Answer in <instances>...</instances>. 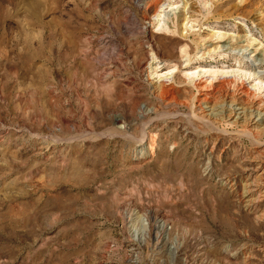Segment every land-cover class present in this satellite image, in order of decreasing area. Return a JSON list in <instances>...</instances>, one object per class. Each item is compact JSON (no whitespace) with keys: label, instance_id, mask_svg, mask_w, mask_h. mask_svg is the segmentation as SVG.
I'll use <instances>...</instances> for the list:
<instances>
[{"label":"rangeland","instance_id":"obj_1","mask_svg":"<svg viewBox=\"0 0 264 264\" xmlns=\"http://www.w3.org/2000/svg\"><path fill=\"white\" fill-rule=\"evenodd\" d=\"M221 89L264 107V0H0V264H264Z\"/></svg>","mask_w":264,"mask_h":264},{"label":"bare ground","instance_id":"obj_2","mask_svg":"<svg viewBox=\"0 0 264 264\" xmlns=\"http://www.w3.org/2000/svg\"><path fill=\"white\" fill-rule=\"evenodd\" d=\"M144 1L147 7L149 6L158 7V5L160 4V0H144ZM162 87L163 86L159 84L154 88V92L162 94L163 93ZM206 104L209 105L208 109L202 112V117L200 118L210 123V125L216 123L227 124V122H230V120H232L230 123H232V125L234 124L235 126L236 125L239 126L240 128L239 132L244 133V135H248L250 137H254L256 133L259 134V132L264 131V127H262V121H261L264 118V107L262 109L257 108L258 105L256 106V104L253 101H250L248 98L243 97L238 93L221 89L214 94L208 95V98L206 99ZM232 106L239 107V111H235L237 109H233ZM255 116L261 117L260 120L257 119L258 120L257 121L255 119ZM141 141H143V139ZM254 167H255L254 169H251L250 174L247 175L248 177L246 178V182H245V186H246L245 193L243 194L246 206L248 208L253 207V204H255L253 199H250V197L255 194L261 193L260 190L258 192H254V190L251 189V186H254V184H258L257 181H260L263 172V168L261 166L256 165ZM256 187L259 188L260 186H256ZM257 214H259L260 216L263 215V213L258 210H257ZM256 217L258 216L256 215Z\"/></svg>","mask_w":264,"mask_h":264}]
</instances>
